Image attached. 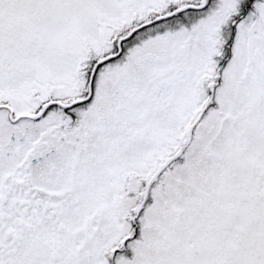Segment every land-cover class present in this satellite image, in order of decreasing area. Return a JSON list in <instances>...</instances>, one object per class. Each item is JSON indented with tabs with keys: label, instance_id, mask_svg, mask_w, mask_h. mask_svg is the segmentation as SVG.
Masks as SVG:
<instances>
[{
	"label": "snow or ice",
	"instance_id": "snow-or-ice-1",
	"mask_svg": "<svg viewBox=\"0 0 264 264\" xmlns=\"http://www.w3.org/2000/svg\"><path fill=\"white\" fill-rule=\"evenodd\" d=\"M0 264H264V0H0Z\"/></svg>",
	"mask_w": 264,
	"mask_h": 264
}]
</instances>
